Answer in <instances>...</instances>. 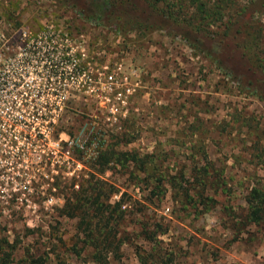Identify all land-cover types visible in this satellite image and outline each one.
Instances as JSON below:
<instances>
[{"label": "rangeland", "instance_id": "374dc122", "mask_svg": "<svg viewBox=\"0 0 264 264\" xmlns=\"http://www.w3.org/2000/svg\"><path fill=\"white\" fill-rule=\"evenodd\" d=\"M223 1L234 20L235 9L246 7L233 33L251 31L264 59V0ZM158 2L178 7L175 0ZM87 5L0 0V12L16 23H72L74 56L81 62L86 54L90 74L86 90L74 79L73 92H57L56 80L41 77L31 82L39 92L12 94L20 107L0 120V257L9 264L38 256L47 264H264V224L246 222L244 200L252 186L264 184V97L244 90L179 32L148 26L117 32L85 19L80 10ZM228 19L225 14L215 29L222 31ZM107 74L127 77L131 92L123 101L115 94L121 86ZM108 145L156 151L162 168L172 175L182 170L179 180L192 189L199 186L197 169L207 165L221 178L210 191L216 204L205 212L183 206L173 196L178 186L158 196L132 167L113 166L101 177L117 188L110 201L122 199L126 207L110 224L121 240L95 259L78 218L60 214L64 198L51 187L87 177L98 149Z\"/></svg>", "mask_w": 264, "mask_h": 264}, {"label": "trees", "instance_id": "16d2710c", "mask_svg": "<svg viewBox=\"0 0 264 264\" xmlns=\"http://www.w3.org/2000/svg\"><path fill=\"white\" fill-rule=\"evenodd\" d=\"M175 1L178 6L176 10L170 9L168 3L165 6L158 5V0H88L87 10H80V14L96 25L110 23L117 32L129 31L135 26L166 28L169 33L177 31L191 47L204 52L217 62L219 67L226 68L227 74L233 75L244 90L264 97V59L260 51L261 42L251 31L240 27L233 33V25L241 18L246 7L235 9V14L240 18L236 17L234 20L233 9L227 11V3L223 0ZM140 10L155 17L142 19L132 14ZM225 14L229 15V22L225 23L222 31L216 30ZM130 141L126 139V142ZM95 157L93 170L87 172V177L82 175L80 180L73 181L68 187L57 185L51 188H55L64 198V204L59 209L60 214L78 218V228L86 243L93 248L92 256L97 260L103 255V250H109V247L115 245V240H121L112 233L110 224L112 220L117 222L122 219L126 212L122 199L114 203L110 201L117 188L101 177L113 166L132 167L134 175L151 188L152 194L158 196L169 190L167 188L178 186L173 196L179 198L183 206L192 204L197 208L201 205L205 212L217 202L210 191L217 188L215 184H221V178L218 172L212 173L207 165L197 169L194 176L199 186L192 189L184 186L179 180V176H185L182 170L179 175H172L168 169L162 168L156 151L141 154L108 145L104 149H98ZM190 190H193V193ZM244 200L247 206L246 222L264 224V184L252 186ZM116 209H119L118 213ZM165 232L162 230L159 233ZM155 233L156 231L146 236L153 239ZM143 263L146 264L144 261ZM0 264H9L7 258L1 256ZM24 264L47 263L44 257L38 256L24 259Z\"/></svg>", "mask_w": 264, "mask_h": 264}, {"label": "built area", "instance_id": "2783aa9c", "mask_svg": "<svg viewBox=\"0 0 264 264\" xmlns=\"http://www.w3.org/2000/svg\"><path fill=\"white\" fill-rule=\"evenodd\" d=\"M72 29L70 22L52 20L16 23L0 12V120L6 111L20 107L12 94L27 95L41 90L38 84L32 85L33 79L56 80L59 85L56 84L54 90L65 93L73 92L78 86L75 87L74 79H80L81 87L87 89L88 60L83 51L81 62L80 58H75ZM107 77L111 83L121 86L115 94L123 101L124 95L131 92L127 77H122L121 81H116L114 74Z\"/></svg>", "mask_w": 264, "mask_h": 264}]
</instances>
